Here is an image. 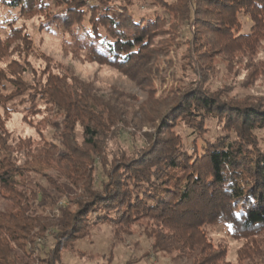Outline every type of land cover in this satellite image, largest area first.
Here are the masks:
<instances>
[{
    "label": "rangeland",
    "instance_id": "374dc122",
    "mask_svg": "<svg viewBox=\"0 0 264 264\" xmlns=\"http://www.w3.org/2000/svg\"><path fill=\"white\" fill-rule=\"evenodd\" d=\"M41 2L42 9L34 5L32 12L0 5V68L7 76L0 81V123L15 141L17 137H29L32 146L44 143L45 148L51 144L56 151H63L60 138L65 112L38 93L45 90L48 76L62 78L61 83L72 91L90 92L100 109H110L109 115L101 109L102 121L110 115L113 119L107 120L97 137V149L88 160L87 180L81 176L71 182L61 168L65 163L57 167L32 166L25 177L18 178L24 186L18 190L29 196L27 188L31 189V182L36 183L30 211L40 217L43 231L40 236H31L29 243L10 244L15 264H197L199 246L191 254L188 246L178 247L183 252L169 246L164 238L177 235L183 239L182 233L171 232L161 219L97 224L95 218L107 215L97 207L88 213L87 220L80 219L81 230L76 237L73 233L68 236L63 224L90 210L97 197L108 192L109 185L117 184L120 194L124 169L159 163L162 155L150 154L167 138L175 136L191 153H201L220 136L236 138L234 129L223 130L219 117L210 115L196 128L195 117L180 119L179 113L187 97L199 88L228 108L264 110V25L256 34L251 14L244 10L235 14L229 33L218 17H213L216 7L204 9L203 0H88L95 9V19L100 21L124 6V12L130 13L134 21L154 23L150 41L142 50L149 64L138 72H129V67L103 62L95 54L101 39L112 42L116 37L112 28L100 22L93 32L86 21L84 26L68 27L57 0ZM188 8L196 13L190 15ZM12 28L24 36L14 38ZM12 74L17 75L11 79ZM29 104L35 111L23 119ZM252 134L257 146L254 150L264 153V128ZM72 136L75 145L85 150L75 155L82 162L87 150L80 124L74 126ZM10 157L17 166L26 160L22 150L10 152ZM7 196L0 188V212H15ZM201 231L211 251L222 255L212 264H264V231L256 238L259 247L254 259L244 239L230 236L229 227L208 224ZM24 252H29L28 258L23 257Z\"/></svg>",
    "mask_w": 264,
    "mask_h": 264
},
{
    "label": "trees",
    "instance_id": "16d2710c",
    "mask_svg": "<svg viewBox=\"0 0 264 264\" xmlns=\"http://www.w3.org/2000/svg\"><path fill=\"white\" fill-rule=\"evenodd\" d=\"M57 1L64 15V25L84 26L86 21L90 29L96 32L95 27L102 22V25H108L114 30L116 37L112 42L101 39L97 43L98 52L95 54L103 62L127 66L130 68L129 72L134 69L138 72L145 64H149L150 59H145L142 50L150 41L149 34L154 24L152 21H134L130 13L124 12V6L107 13L101 21L96 18V21L93 14L95 9L92 4L87 3L88 0ZM203 1L206 10L216 7L213 17H218V21L229 33L235 14L244 10L250 12L256 34L264 25V0H221L217 4L215 0ZM0 5L19 8L23 12H32L34 5L36 8L40 6V9L43 7L41 0H0ZM188 12L190 15L196 13L192 8H188ZM204 29L208 28L203 27L202 30ZM11 36L18 39L24 35L12 28ZM245 38L252 39L250 36ZM94 39L97 41L98 38ZM17 74H12L11 79ZM6 77L4 70L0 68V81ZM60 79L62 78L48 76L43 86L45 90L38 93L65 112L60 138L63 151H56L51 144L46 145V149L42 147L44 143L42 146H32L29 137H17L15 141L11 137L12 133L0 123V188L8 193V200L15 208V212L12 209L0 212V264H15L10 254V244L29 243L31 236H40L43 231L40 217L33 216L32 210L30 211L31 199L35 196L32 188L36 183L32 185L31 182V189L27 188L29 196L26 191L18 190L19 186L24 187L18 178L25 177L28 168L32 166L33 169L35 166L50 167L51 164L57 167L59 163H65L61 168L71 182L82 177L87 180L90 167L88 160L92 159V154L97 149V137L100 130L106 127L107 120L113 119L110 115L107 120L102 121L99 114L103 110L109 115L110 109L102 107L101 110L100 104L90 92L81 89L72 91ZM187 98L179 113L180 119L195 117L193 120L197 123L194 127L199 128L210 115H214L223 123V130L234 129L236 138L232 139L228 134L220 136L203 147L201 153H191L189 149L182 148L175 136H171L173 139L163 140L158 144V150L150 154L162 155V160L159 163L138 165V169H124L125 175L120 176L119 182L120 194L117 192V184L109 185L108 192L104 191V195L98 196L90 210L81 213L80 218L73 217L63 224L69 231L68 236L73 233L72 237H76L81 230L80 219L87 220L90 216L88 213L98 207V210L107 215L95 218L97 224L102 221L118 225L146 217L161 219L171 232L180 230L182 233L183 239L174 234L173 239L164 238L169 246H176L177 251L188 246L189 254L195 246H199L197 264H212L222 257L219 252H212L206 243L201 229L208 224L229 227L230 236L244 239L245 248L254 259V251L259 247L256 238L264 231V153L254 150L257 146L252 132L264 128V110L254 107L228 108L200 88ZM24 110L26 113L24 112L23 119H26L34 113L35 108L29 104ZM76 124L82 127L83 143L90 153L83 154L82 162L75 158L76 154L85 151L75 145L72 131ZM20 150L24 152L26 160L24 165L17 166L14 158L10 157V152L19 153ZM38 195L40 196L36 194L35 198H39ZM189 230L191 232L188 233ZM203 242L205 243L202 244ZM179 246L183 248L179 249ZM27 253L29 252H24L23 257L28 258ZM202 253H205L204 257L199 256Z\"/></svg>",
    "mask_w": 264,
    "mask_h": 264
}]
</instances>
